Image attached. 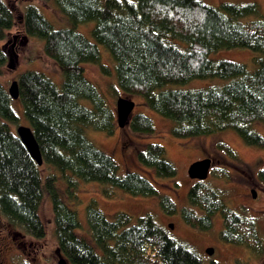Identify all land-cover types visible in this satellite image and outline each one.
Listing matches in <instances>:
<instances>
[{"label": "trees", "instance_id": "obj_1", "mask_svg": "<svg viewBox=\"0 0 264 264\" xmlns=\"http://www.w3.org/2000/svg\"><path fill=\"white\" fill-rule=\"evenodd\" d=\"M54 3L74 25L95 22L93 36L115 63L118 88L126 95L142 96L147 107L170 119L173 136L190 138L234 130L246 144L264 149V136L255 129L256 123L264 125V13L256 2H225L219 6L201 0ZM20 19L25 38L43 41L45 53L62 72L63 83L59 88L45 73L35 70H27L17 78L18 99L44 161L39 166L16 132L20 119L12 105L16 99L0 82V213L26 235L40 240L46 236L40 207L49 197L58 250L69 264H202L195 252L170 237L151 215L134 222L130 214L118 211L109 219L95 200L86 208L92 241L78 235V214L63 199L56 174H43L44 165L62 173L68 186L66 193L73 198L77 196L72 187L79 179L133 196H159L160 206L170 215L177 212V206L169 196L159 195L143 175H120L116 161L86 136V129L112 135L117 128L114 111L85 74L84 65L88 63L109 73L101 63L98 44L75 28H55L35 5H28ZM16 22L12 6L0 0V41ZM232 48L260 54L253 58L256 69L209 57ZM15 59L16 52L12 54L11 48L0 45V75ZM211 78H222L227 83L195 90L162 89L168 84ZM85 100L91 106L84 104ZM129 127L139 134L155 131L152 119L141 113L131 117ZM219 147L235 157L226 143ZM136 151L138 162L153 170L156 177L176 176L177 169L160 143H148ZM258 179L264 184V169L259 171ZM104 193L113 196L107 189ZM188 204L181 210L188 225L208 230L213 215L220 213L223 229L219 236L223 242L245 247L254 256L264 254V237L256 219L228 206L205 180L190 187ZM194 208L203 213L198 214Z\"/></svg>", "mask_w": 264, "mask_h": 264}, {"label": "rangeland", "instance_id": "obj_2", "mask_svg": "<svg viewBox=\"0 0 264 264\" xmlns=\"http://www.w3.org/2000/svg\"><path fill=\"white\" fill-rule=\"evenodd\" d=\"M5 1L14 9L17 20L16 26L7 32L4 40L0 41V45L6 46L9 50L11 48L12 54L13 51L16 52L14 65H5L0 75V82L6 88L27 70L45 73L59 88L63 83L62 72L54 60L45 53L43 41L36 37L25 38L22 31L20 15L28 5H35L55 28H75L89 40L98 44L101 63L109 68V73H103L97 64L88 63L84 65L85 74L90 81L97 85L115 115L117 99L122 96L135 102L131 117L141 113L149 116L154 123L155 131L152 134L135 133L130 129L129 123L124 128L117 125L116 131L112 135L92 129H86L85 133L97 148L109 154L116 161L120 175L128 172H137L143 175L157 188L159 195H167L176 203L177 212L171 215L167 214L159 204V196H133L118 188L98 182L86 183L79 179L76 180L77 186L72 187L77 196V198H73L66 193L68 186L62 177V173L44 165L43 174H56L58 187L64 195H62L63 199L78 214L81 224L77 229L78 235L92 241L86 208L91 200H95L97 206L109 219H112L118 211L130 214L134 222L140 217L151 215L170 237L180 241L195 252L202 264H264V254L259 257L254 256L245 247L227 244L220 239L219 234L223 229V219L220 213L213 215V225L208 230H201L188 225L181 215L182 208L189 206V189L198 181V179L190 177V165L195 161L210 158L211 168L205 181L222 195L228 206L238 213L254 217L264 237V184L258 179L259 171L264 169V149L246 144L234 130L190 138L173 136L171 133L173 122L170 119L147 107L142 96L126 95L118 88L115 63L107 49L99 44L93 36L94 21L78 25L72 24L70 19L57 9L54 0ZM201 1L211 6H219L225 2L237 4L256 2L261 12L264 13V0ZM259 55L250 49L232 48L219 50L210 54L209 57L216 60L228 59L240 62L246 64L250 70H254L256 65L253 58ZM9 56L12 55L9 54ZM226 83L227 80L222 78L194 79L186 84H168L162 89L195 90L212 86L222 87ZM83 103L91 106L88 100L83 101ZM12 105L19 115V125H28L21 101L19 99L13 100ZM255 127L264 136V125L256 123ZM152 142L164 146L168 160L177 169L175 177H156L153 170L138 162L136 150ZM220 143L229 145L235 157L220 148ZM69 174L67 173V175ZM104 189L109 190L113 196L107 197ZM251 190L256 191L255 198ZM194 210L198 214L203 213L198 208H194ZM40 214L46 226V236L37 240L26 235L22 229L11 224L0 213V264H57L58 243L54 213L51 200L47 196L41 204ZM171 224L174 225V228L170 227ZM208 248L214 249L212 255L207 253Z\"/></svg>", "mask_w": 264, "mask_h": 264}, {"label": "water", "instance_id": "obj_3", "mask_svg": "<svg viewBox=\"0 0 264 264\" xmlns=\"http://www.w3.org/2000/svg\"><path fill=\"white\" fill-rule=\"evenodd\" d=\"M12 63L10 66H13ZM9 94L12 99L19 98V84L18 80H14L10 86L8 87ZM135 108V102L132 99L125 97H118L116 102V121L117 125L120 128H124L129 122L130 117ZM16 132L18 136L21 138L24 145L27 147L29 153L36 161V163L41 166L44 161L42 158V154L39 148V144L35 138L34 132L30 126L27 125H19L16 128ZM211 168V159L206 158L202 160H198L193 162L189 167V175L191 178L198 180H205L208 177L209 171ZM253 197H256V191L251 190ZM171 228H174V225H170ZM58 261L57 264H69L68 260L61 254L58 250ZM207 253L212 255L214 253L213 248H208Z\"/></svg>", "mask_w": 264, "mask_h": 264}]
</instances>
